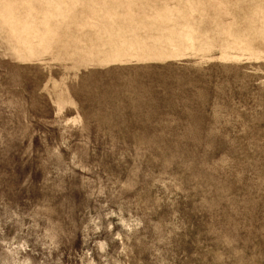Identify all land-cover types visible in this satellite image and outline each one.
Listing matches in <instances>:
<instances>
[{
	"label": "rangeland",
	"instance_id": "374dc122",
	"mask_svg": "<svg viewBox=\"0 0 264 264\" xmlns=\"http://www.w3.org/2000/svg\"><path fill=\"white\" fill-rule=\"evenodd\" d=\"M0 264H264V0H0Z\"/></svg>",
	"mask_w": 264,
	"mask_h": 264
}]
</instances>
